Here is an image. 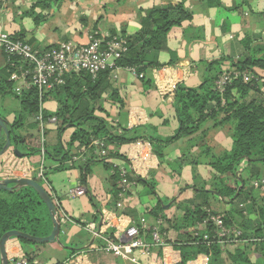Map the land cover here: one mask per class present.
<instances>
[{
    "label": "crops",
    "instance_id": "0c3cea01",
    "mask_svg": "<svg viewBox=\"0 0 264 264\" xmlns=\"http://www.w3.org/2000/svg\"><path fill=\"white\" fill-rule=\"evenodd\" d=\"M39 1L0 0V33L14 37L20 34L37 51L58 47L62 42L81 46L89 43L92 37L107 39L135 35L139 32L140 20L146 10L184 2L186 8L192 11V20L184 24V31L181 28L172 29L167 41L168 49L174 52L176 59L169 64L171 55L168 51L159 55V62L164 65L160 68L164 71L160 73L159 84L167 88L180 84L197 87L205 75V63L226 57L233 61L240 60L248 53L243 43L247 38L250 39L248 46L251 48L262 47L264 42V0H220L219 7L209 6L206 0H64L59 5ZM257 72L262 78L261 91L264 93V70L257 69ZM111 73L112 86L124 101V109L119 111L116 105L110 106L107 95H104L103 107L109 115L107 119L118 131L146 125L155 128L156 133L163 138L174 135L179 126L173 106L174 91L159 93L152 70L148 77L153 79L154 87L147 89L142 80L129 69L116 68ZM5 81L10 82L11 78L6 57L0 50V83ZM56 108L57 104L52 99L42 102L43 110L53 113ZM18 111L19 103L13 96L7 93L0 96V117L7 126L15 120ZM97 115L103 116L98 112ZM212 124L211 120H207L196 135L178 140L166 149L165 162H171L175 169L165 162L161 163L149 146L147 150L151 154L148 161L140 173L134 175L145 183L130 184L117 200L111 194V172L100 163L92 166L91 173L82 184L77 168L51 172L56 165L45 161L44 151L40 156L17 158L11 146L0 156V180L23 176L22 171H15L16 163H28L33 168L44 169L46 166L49 190L58 204L61 220L69 219L61 223L59 240L64 247L57 243H47L36 253L34 262L41 264L37 261L38 257L44 252H50L47 253V260L51 264H177L180 261L179 252L169 243L165 244V238L175 239L176 233L167 229L162 219L157 220L149 213L159 205L163 216L173 218L180 213L178 203L188 204L192 201L208 204L217 213L229 210V204L221 198L210 196L204 199L197 195L199 189H194L205 182V190L208 191L213 174L206 165L211 159L210 155L200 156L198 164L189 163L199 153V147L191 143V138H199L198 145L208 146L215 156L228 152L232 147L229 125L214 127ZM40 129L43 132L47 130L42 135L46 144L54 146L58 140L56 131L46 129L45 126ZM70 134L71 130H66L62 139L67 142ZM202 136L205 137L199 142ZM108 149L114 150L112 146ZM118 150L127 159L125 165L121 164L119 168L131 174L130 156L136 155V151L142 154L146 148L130 143ZM99 152L97 157H100ZM183 155L185 159H182ZM77 160L83 159L80 157L74 161ZM178 164L181 165L179 169ZM225 182L232 187L235 185L231 175L226 177ZM147 183L154 184V193H150ZM77 187L85 189L84 195L70 196L69 190ZM167 204V209L162 208ZM128 226L139 227V238L150 245L147 254L137 249L126 257L105 252L102 250V239L94 237L91 232L93 228L101 238H106ZM160 227L167 231L160 234ZM153 229L157 230L161 238L160 246L155 245L151 237ZM241 244L248 243L236 245ZM233 247L231 245L225 249L231 250ZM71 249L76 250L73 255H70ZM5 253L9 264L24 255L20 242L14 238L7 241ZM57 253L60 260L55 259ZM252 259L257 263L261 257L253 254ZM189 264H207V259L199 256Z\"/></svg>",
    "mask_w": 264,
    "mask_h": 264
},
{
    "label": "trees",
    "instance_id": "16d2710c",
    "mask_svg": "<svg viewBox=\"0 0 264 264\" xmlns=\"http://www.w3.org/2000/svg\"><path fill=\"white\" fill-rule=\"evenodd\" d=\"M46 1L59 5L64 0L39 2ZM206 2L209 6L221 5L220 0ZM191 20L192 11L186 8L184 2L146 10L140 20L137 34L103 39L105 43L113 39H123L126 43V49L121 58L115 60L113 69H129L142 80L146 89L153 88V79L148 77V73L164 67L159 62V55L168 51L171 55L169 64L176 59L174 52L167 46L170 32L174 28L183 30L184 24L190 23ZM12 37L24 40L20 34ZM249 41L247 38L243 42L248 53L240 60L233 61L226 57L205 63V75L199 86H176L173 106L179 126L174 135L166 138L159 136L155 128L146 125L118 131V128L111 124L103 107L104 95H107L110 106L116 105L119 111L124 109V101L112 86V69L109 68L98 72L96 76L86 71L67 73L61 85L47 90L43 96H39L34 87L16 95L12 81L0 83V96L10 94L19 103L16 118L8 126L11 146L22 153V157L40 156L43 150L45 161L56 165L51 172L77 168L82 184L86 182V176L91 173L92 166L100 163L105 170L111 172V194L112 198L117 200L122 193L119 187L122 180L119 167L127 162L118 152L121 146L147 140L152 153L163 163L166 149L170 145L196 135L207 120H211L214 127L229 125L232 147L228 152L215 156L211 154L208 146L198 145L199 138L194 137L191 138V143L199 147V153L188 161L195 165L199 163L200 156L210 155L211 159L206 163L213 174L209 189L205 190V182L194 189L198 188L197 195L204 199H209L210 196L221 198L229 204V210L217 213L211 210L208 204H196L192 201L188 204L178 203L180 213L173 218L163 216L159 205L152 208L149 214L157 220L162 219L167 229L176 233L175 239L164 238L165 244L169 243L179 252L180 261L177 264H189L199 256L206 258L207 264H257L252 259L253 254H258L264 261V192L251 186L253 180L264 179V93L261 91L262 78L257 72V69L264 70V42L262 47L251 48L248 46ZM26 42L31 45L29 41ZM18 62L19 58L10 57V65H7L10 77L22 72V68L16 64ZM223 76H228L227 83L218 87L216 83ZM48 99L57 104L53 113L41 108L42 102ZM97 112L103 116L100 117ZM40 113L44 124L51 118L56 119V122L52 123L58 138L54 146H48L46 141L43 143L42 135L46 133L40 129L41 122L37 119ZM66 130H71L67 142L62 139ZM203 137L205 136H202L199 142ZM5 142V135L1 133L0 150ZM96 142L101 143L103 150H106L104 157L96 156L101 150L100 146L95 145ZM109 146L114 150L108 149ZM80 157L83 160L74 161ZM182 159H185V155ZM165 163L175 169L171 162ZM46 168L45 166V178L48 172ZM179 168L180 164L177 169ZM229 175L234 177L233 187L225 182ZM127 177L130 184L144 182L143 179L130 174ZM38 182L50 192L45 181ZM147 184L150 193H154V184ZM49 196L61 218L60 209L51 192ZM211 216H220L226 228L240 230L242 241L251 242L234 245L231 250L223 249L215 237V226L209 220ZM51 229L48 209L31 188L23 187L13 192L0 191V238L9 231L44 238L50 234ZM166 231L159 228L160 234ZM204 235H207V240H204ZM18 241L27 261L38 264L34 262L36 253L45 244L43 246L26 240ZM75 251L71 249L70 255Z\"/></svg>",
    "mask_w": 264,
    "mask_h": 264
},
{
    "label": "built area",
    "instance_id": "2783aa9c",
    "mask_svg": "<svg viewBox=\"0 0 264 264\" xmlns=\"http://www.w3.org/2000/svg\"><path fill=\"white\" fill-rule=\"evenodd\" d=\"M125 46L126 43L123 39H113L112 41L105 43L103 39L92 37L86 45L79 46L72 42H62L56 48L45 51H37L33 49V47L25 40L15 39L11 35L0 33V50L6 57L7 65H10V57H16L19 58V62L16 64L22 68V72L19 75L13 74L10 77L11 81L15 84L13 91L16 95H20L22 91L34 87L38 90L39 96H43L47 90L54 86L61 85L63 83V77L67 73H79L81 71H86L92 76H96L98 72L106 68L114 71L116 69H113L114 62L115 60L121 58L126 49ZM20 68H18V70ZM162 71H164V69L152 70V77L157 83L159 93L162 94L165 90L174 91L176 88L175 85H171L167 88L166 86L164 87L159 84L160 73ZM227 80L228 76H223L219 79V81H217L216 85L220 87L227 83ZM19 81H21V83L17 84ZM42 117L41 113L37 116V119L41 122L40 128L45 126L44 121H42ZM54 122H56V119L51 118L47 123L52 124ZM134 144L136 147L146 148V151L142 154L136 151V155L130 156L129 167L132 172L130 175L132 176L140 173L151 154L147 150L150 146L147 140H140ZM95 145L100 146L101 150L99 155L104 157L106 150H103V145L97 142ZM16 170L22 171V177L32 178L37 182L43 180L48 185L47 178L44 176L43 167L33 168L28 163H16L15 171ZM119 175L122 177L119 187L121 188V192H124L130 185L127 177L129 172L124 168H119ZM251 186L257 191L264 192V179L253 180L251 182ZM68 193L70 196L80 197L84 195L85 189L83 187H77L69 190ZM64 220L69 219L66 218ZM209 220L215 226V237L218 244L223 249L238 243L251 242L242 241V233L240 230H231L226 228L220 216H211ZM91 232L94 237H98L104 242V246L102 247L103 251L117 256L126 257L127 254H130L132 250L135 249L139 250L142 254H147L150 247L149 244L147 245L141 240V238H139L140 230L139 227L136 226H128L124 230L115 232L113 236H106V238H101V236L96 233L93 228ZM151 237L153 238L155 245H162L161 238H159L156 229L152 230ZM203 237L204 240L208 239L207 235H204ZM12 264L32 263L28 262L23 255L19 257L18 260L13 261Z\"/></svg>",
    "mask_w": 264,
    "mask_h": 264
},
{
    "label": "water",
    "instance_id": "95a60500",
    "mask_svg": "<svg viewBox=\"0 0 264 264\" xmlns=\"http://www.w3.org/2000/svg\"><path fill=\"white\" fill-rule=\"evenodd\" d=\"M4 133L6 142L5 145L0 150V156L8 149L11 148V141L9 139V132H8V126L7 123L3 120V118L0 117V134ZM14 155L17 158L22 157V153H20L17 149H13ZM23 187H29L31 188L38 198L44 202L48 209V215L52 222V229L49 235L44 236V238H38L30 236L26 233H21L18 231H9L5 233L0 238V259L2 264H9L7 261L6 253H5V247L6 243L9 239H17V240H26L34 244L44 245L47 243H57L58 245L64 247L59 240V235L61 233V223L62 220L59 217V214L57 212V208L55 204L53 203V200L50 198L48 192L40 185L39 182L32 178H10V179H1L0 180V191H6V192H13L19 189H22ZM215 193L214 191H211ZM216 194V193H215ZM167 206H162V208L167 209ZM66 247V246H65ZM70 248V247H68Z\"/></svg>",
    "mask_w": 264,
    "mask_h": 264
},
{
    "label": "rangeland",
    "instance_id": "374dc122",
    "mask_svg": "<svg viewBox=\"0 0 264 264\" xmlns=\"http://www.w3.org/2000/svg\"><path fill=\"white\" fill-rule=\"evenodd\" d=\"M11 113H12V110L10 111ZM10 113V114H11ZM45 128L46 129H54L55 130V126H54V124H48V123H46L45 124ZM45 131V133H46V131L47 130H44ZM46 139H47V137H46ZM45 142V139H44V141H43V143ZM256 194V193H255ZM258 194H260V193H258ZM261 195V194H260ZM1 197H3V198H5L6 196H1ZM44 246V245H43ZM42 248H44V247H42ZM48 251V250H47ZM47 253H50V252H44V253H42V255H41V257H38V259H37V261L38 262H40L41 264H51V262L50 261H48L47 260V257H48V254ZM59 256V254L57 253V254H55V259H57V260H60V258L58 257ZM257 263H264V261L262 260V259H259L258 261H257Z\"/></svg>",
    "mask_w": 264,
    "mask_h": 264
}]
</instances>
